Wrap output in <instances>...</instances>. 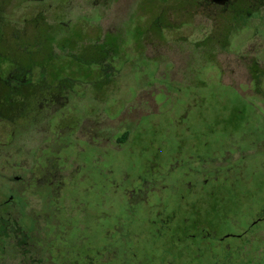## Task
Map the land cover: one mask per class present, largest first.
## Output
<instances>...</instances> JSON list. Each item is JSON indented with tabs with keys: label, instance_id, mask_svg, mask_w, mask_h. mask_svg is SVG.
I'll list each match as a JSON object with an SVG mask.
<instances>
[{
	"label": "rangeland",
	"instance_id": "1",
	"mask_svg": "<svg viewBox=\"0 0 264 264\" xmlns=\"http://www.w3.org/2000/svg\"><path fill=\"white\" fill-rule=\"evenodd\" d=\"M144 1L102 0L100 6L92 8L86 0H4L1 16L13 28H19L25 19V44L39 39L45 50L61 25L70 26L68 42L62 44L64 32L55 37L59 43H54L56 57L49 64L51 73L65 72L62 60L66 53L76 52L85 61L73 64V71L80 73L89 72V65L107 58L101 60L100 69L110 79L103 78L97 101L86 93L81 99L75 94L60 103L65 105L60 119L80 117L82 121L76 137L83 138L94 122L101 130L102 145L97 154L80 142H72L65 150L85 165L80 175L88 173L95 184L86 194L88 181L73 174L72 184L77 186L75 191L69 189L72 198L83 203L100 194L99 200L115 204L127 201L125 191L133 189L134 197H138L137 189L147 188L144 182L150 181L148 170L153 168L174 187L167 189L165 203L179 208L183 183L195 180L198 186H204L203 176H207L210 181L204 186L206 192L199 195L204 206L198 221H208L209 228L219 236L239 234L264 208V78L255 85L250 77L254 59L264 64V28L256 37L253 31H245L240 43L232 42L225 49L222 23L217 33L222 42L218 44L214 38L207 43L220 12L199 7L189 14L179 10L183 7L179 0H148L143 5ZM151 7L154 11L148 14ZM160 11H165L170 26L167 29L153 27ZM38 12L46 24L53 25L51 32L30 29V15ZM5 36L2 53L5 46L15 44L8 31ZM73 41H81L77 50ZM63 45L64 52L60 49ZM46 57L52 56L43 53L38 60ZM26 103L31 104L32 99L27 98ZM16 142L9 149L0 147V202L6 199L5 179L24 175L21 169L29 170L33 163L13 156ZM24 146L28 149L31 145ZM77 148L84 152H77ZM91 154L96 156V173ZM71 164L69 173L73 172ZM170 166L174 169L168 177ZM191 170L196 173L191 174ZM210 191L213 193L208 195ZM150 219L155 218L150 215ZM181 227L174 235V249L185 243ZM258 227L262 229L264 224ZM143 229L146 236L142 234L138 243L132 239L135 253L139 259H147L143 264H159L161 253L151 247V242H157L152 240L153 228ZM254 231L251 229L242 241H225L230 248L245 246L243 256L234 257L233 264H264V235L256 237ZM87 234L70 236L69 256H79L77 262L85 254L86 243L75 237L86 235L88 242L103 240ZM213 253L219 255L220 251L214 247ZM117 255L119 259L121 254Z\"/></svg>",
	"mask_w": 264,
	"mask_h": 264
},
{
	"label": "flooded vegetation",
	"instance_id": "2",
	"mask_svg": "<svg viewBox=\"0 0 264 264\" xmlns=\"http://www.w3.org/2000/svg\"><path fill=\"white\" fill-rule=\"evenodd\" d=\"M86 1L92 8L100 6L102 2ZM147 1L145 0L143 5ZM179 1L183 5L179 10L189 14H194L199 7L221 13L219 18H215L218 22L215 21L216 27L212 30L208 44L217 38L221 23L223 31L225 30V49L229 48L232 42L240 43L239 38L245 31H253L256 37V33H261V28H264V0ZM3 3L4 0H0V147L9 149L13 141L17 140L13 156L18 161L30 159L33 163L29 170L21 169L24 175L4 178L6 199L0 202V264H143L147 259L137 257L132 239L138 243L144 227L153 228L152 240L157 242H151V247L161 253L159 264H204L214 261L216 264H233L234 257L243 256L245 246L230 248L225 246L227 239L242 241L253 228L255 231L252 234L256 237L264 235V228L258 227L264 224V208L239 234L219 236L209 228L208 221L204 224L198 221L204 206L199 195L206 192L204 186L210 181L207 176H203L204 186H198L195 180L183 183V189L180 191L182 193L178 196L179 208L165 203L167 189L174 187L167 185L166 177H162L153 168L148 170L151 173L150 181L144 182V187L147 188L137 189L138 197H134L136 190L133 189L125 191L127 201L115 204L99 200L100 194L95 195L93 201L86 198L83 203L72 198L69 189L75 191L74 187L77 186L72 184L73 174L80 175L85 165L76 162L65 150L72 142H80L97 154V149L102 145L101 130L96 126L99 123L94 122L92 129L85 132L83 138L76 137L82 121L80 117L60 119V113L65 108V105L60 103H65L61 101L75 94L81 99L86 93H91L94 99L98 100L101 97L102 80H109L110 76L101 72V62L90 65L89 72H71L74 70V63L84 64V60L76 53L75 57L70 53L63 57L64 73H51V57H46L43 62L38 60V56L43 53L52 55L54 45L59 42H55L52 35L46 50L39 45L41 43L38 39L29 45L26 44L28 46L24 45L22 38L27 36V32L23 26L27 23L23 19V25L19 28L5 24L1 16ZM150 9L148 14L154 11L152 7ZM38 13L30 15V29L35 31L42 28L51 32L53 25L46 24L41 18V12ZM164 14L165 11L158 12L159 18L153 24L155 29L170 27ZM69 27L65 23L58 31L65 33L66 42ZM5 31L10 33L9 37L15 44L5 46L6 52L2 53ZM220 38H217L218 44L222 42L218 41ZM65 41L63 40L62 44ZM78 44L79 42L76 50L80 47ZM24 49H27L26 53H30L29 58L23 55ZM27 60L34 64L30 72H13L15 66L20 67ZM42 64L47 66L41 69L39 65ZM68 74L75 76V79L70 80ZM250 77L251 82L258 85L264 78V64L261 65L254 59L250 66ZM79 93L82 95L78 96ZM29 97L32 99L31 104L26 103ZM49 112L50 114L45 116V113L47 115ZM28 144L31 146L27 149L24 145ZM77 149L79 153L84 152L81 148ZM88 154L90 156V153ZM91 155L92 170L96 173V156ZM70 163V170H73L71 173L67 170ZM173 169L170 166L168 177ZM155 171L156 173H153ZM192 173H196V170H191ZM80 176L88 181V188L84 191L88 194L87 191L95 186L94 181H91L88 173ZM209 193L208 195H211L213 191ZM91 203L94 205L91 206ZM180 213L186 216L180 217ZM150 215L155 219H150ZM180 227L185 243L174 249V235L179 233ZM78 232H87L91 239L101 236L103 240L88 242L86 235L75 237L81 244L86 243L83 248L85 254L77 262L76 258L79 256L71 257L69 252L70 236ZM145 234L143 236H146ZM214 247L220 251L219 255L213 253ZM118 253L121 254L119 259Z\"/></svg>",
	"mask_w": 264,
	"mask_h": 264
},
{
	"label": "trees",
	"instance_id": "3",
	"mask_svg": "<svg viewBox=\"0 0 264 264\" xmlns=\"http://www.w3.org/2000/svg\"><path fill=\"white\" fill-rule=\"evenodd\" d=\"M59 33L58 32H54L52 35L54 36L53 37V39L55 40V37L58 35ZM23 36V35H22ZM28 36H25V37H23L22 38V41H24L23 42V44L24 45H26L25 43L27 42L26 41V39L25 38H27ZM37 41H39V43H41V41L38 39ZM64 41H65V39H64ZM66 42V41H65ZM78 42H81V41H73L72 42V44L74 45V48L77 46V43ZM41 47H45V46H42V44H39ZM26 46H28V45H26ZM30 47V46H29ZM41 47L39 48V49H41ZM65 48H66V46H61V50H62V52H64V50H65ZM26 51H27V49H24V53L25 54H23V55H25V56H28V58H29V56H30V53L28 52V53H26ZM75 53L76 52H73V53H70V55L72 56V57H75ZM74 54V55H73ZM77 55V54H76ZM52 57H51V59H54V57H56V56H53V54L51 55ZM103 59H107V58H104V57H102V59L101 60H103ZM49 61V60H48ZM85 62V61H84ZM99 62H101V61H99ZM48 63V62H47ZM96 63V62H95ZM94 63V64H95ZM91 65H93V64H91ZM45 66H47V64H42V65H39V67L42 69V68H44ZM90 66V65H89ZM16 67V69L14 68L13 69V72H15V73H27V72H30L31 71V69H33V67H34V64H32L31 62H29L28 60H27V62H25L24 64H22V65H20V67H19V65L18 66H15ZM71 72H74V71H71ZM6 86H8V85H6ZM10 95H13V94H10Z\"/></svg>",
	"mask_w": 264,
	"mask_h": 264
}]
</instances>
